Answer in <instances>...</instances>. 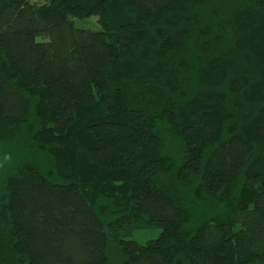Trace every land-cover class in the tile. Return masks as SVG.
Instances as JSON below:
<instances>
[{"label":"trees","instance_id":"16d2710c","mask_svg":"<svg viewBox=\"0 0 264 264\" xmlns=\"http://www.w3.org/2000/svg\"><path fill=\"white\" fill-rule=\"evenodd\" d=\"M0 264H264V0H0Z\"/></svg>","mask_w":264,"mask_h":264},{"label":"rangeland","instance_id":"374dc122","mask_svg":"<svg viewBox=\"0 0 264 264\" xmlns=\"http://www.w3.org/2000/svg\"><path fill=\"white\" fill-rule=\"evenodd\" d=\"M76 25L82 26V27L95 28L97 26L96 17L95 16H90V17H87V18H83L81 20H77L76 21ZM159 231L160 230L158 228L136 231L133 234V238L136 241H138L140 243H143L147 239L156 237L158 235Z\"/></svg>","mask_w":264,"mask_h":264}]
</instances>
